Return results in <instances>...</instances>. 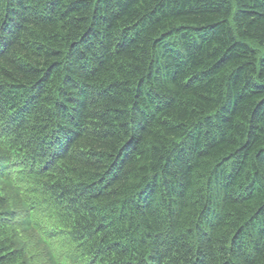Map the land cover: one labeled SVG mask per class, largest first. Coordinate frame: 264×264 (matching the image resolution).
<instances>
[{
    "label": "trees",
    "instance_id": "trees-1",
    "mask_svg": "<svg viewBox=\"0 0 264 264\" xmlns=\"http://www.w3.org/2000/svg\"><path fill=\"white\" fill-rule=\"evenodd\" d=\"M0 264H264V0H0Z\"/></svg>",
    "mask_w": 264,
    "mask_h": 264
},
{
    "label": "bare ground",
    "instance_id": "bare-ground-1",
    "mask_svg": "<svg viewBox=\"0 0 264 264\" xmlns=\"http://www.w3.org/2000/svg\"><path fill=\"white\" fill-rule=\"evenodd\" d=\"M135 179V178H134ZM132 181V180H131ZM146 184V183H145ZM134 192V191H133ZM123 226V225H122ZM128 226V225H127ZM120 227V226H119ZM126 229V228H125ZM144 229V228H143ZM132 230V229H131ZM117 231V230H116ZM136 232V231H135ZM144 232V231H143ZM134 233V232H133ZM136 234V233H135ZM144 234V233H143ZM131 236H132V234H131ZM134 238H135V236H134ZM151 244V243H150Z\"/></svg>",
    "mask_w": 264,
    "mask_h": 264
}]
</instances>
